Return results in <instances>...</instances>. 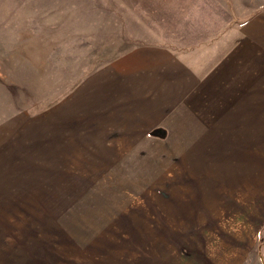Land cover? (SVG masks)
<instances>
[{"label":"rangeland","instance_id":"374dc122","mask_svg":"<svg viewBox=\"0 0 264 264\" xmlns=\"http://www.w3.org/2000/svg\"><path fill=\"white\" fill-rule=\"evenodd\" d=\"M258 16L264 0H0V264H264V170L209 172L201 135ZM150 49L183 73L165 138L122 160L60 120L101 65Z\"/></svg>","mask_w":264,"mask_h":264},{"label":"crops","instance_id":"0c3cea01","mask_svg":"<svg viewBox=\"0 0 264 264\" xmlns=\"http://www.w3.org/2000/svg\"><path fill=\"white\" fill-rule=\"evenodd\" d=\"M240 33L244 34L243 42L251 51L246 53L247 59L242 51L231 54L239 62L224 56L230 74L223 81L221 100L214 97L215 86L212 85L208 122L201 135L206 137L209 172L215 168L229 169L230 174L244 176L241 167L264 170V17L246 22L244 27L240 26ZM176 63L178 60L167 51L156 49L118 56L101 65L83 82L74 93L76 97L71 106L66 102L58 107V117L65 120L69 108L78 122V135L93 137L92 143L97 147L116 145L117 150L126 151L122 160H129L130 137L145 136L151 131L159 138L167 136L160 122L177 105V100L171 99L178 90L184 96L182 70L172 69ZM214 78L213 74L211 82ZM226 88L230 89L229 94ZM235 89H238L237 94ZM193 96L194 101L200 102L201 95ZM216 105H222V110H217ZM69 119L73 120L71 116ZM252 147L255 155L251 162L245 157Z\"/></svg>","mask_w":264,"mask_h":264}]
</instances>
